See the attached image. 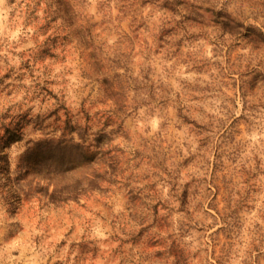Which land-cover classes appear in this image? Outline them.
<instances>
[{
	"label": "rangeland",
	"instance_id": "1",
	"mask_svg": "<svg viewBox=\"0 0 264 264\" xmlns=\"http://www.w3.org/2000/svg\"><path fill=\"white\" fill-rule=\"evenodd\" d=\"M2 7L0 264H264V0Z\"/></svg>",
	"mask_w": 264,
	"mask_h": 264
},
{
	"label": "trees",
	"instance_id": "2",
	"mask_svg": "<svg viewBox=\"0 0 264 264\" xmlns=\"http://www.w3.org/2000/svg\"><path fill=\"white\" fill-rule=\"evenodd\" d=\"M171 13L173 14V8H168ZM192 14L191 17H186L187 19L191 21H201L204 18L203 12H200L199 9L195 10H189ZM220 28L222 29H230V31H238L237 33H242V29L244 28V25L240 22L236 21L235 18H233L226 10V8H221L219 10L213 11V19H212ZM240 27V28H239ZM251 28V27H248ZM235 29V30H234ZM263 33L259 29H255V32H252L250 34H243L244 37L251 36L254 40H259V37L262 36ZM101 136L92 138V141H94V147L97 150H91V145L88 144L87 146H84L83 148H78V146H75L73 148V151H76L77 155L73 157L71 160L78 159L79 157L83 160L91 161L93 157L98 155V151L102 148L103 143L101 142ZM14 141V140H11ZM87 141V139L85 140ZM4 157V156H3Z\"/></svg>",
	"mask_w": 264,
	"mask_h": 264
},
{
	"label": "clouds",
	"instance_id": "3",
	"mask_svg": "<svg viewBox=\"0 0 264 264\" xmlns=\"http://www.w3.org/2000/svg\"><path fill=\"white\" fill-rule=\"evenodd\" d=\"M6 3V0H0V18H3L6 15V10L3 9V5ZM158 120H153V128L155 130L156 127H158Z\"/></svg>",
	"mask_w": 264,
	"mask_h": 264
}]
</instances>
